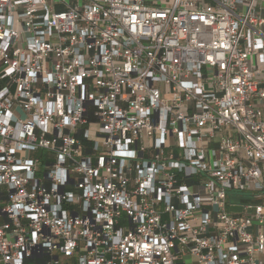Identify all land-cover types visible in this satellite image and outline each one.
<instances>
[{
  "label": "built area",
  "instance_id": "obj_1",
  "mask_svg": "<svg viewBox=\"0 0 264 264\" xmlns=\"http://www.w3.org/2000/svg\"><path fill=\"white\" fill-rule=\"evenodd\" d=\"M0 264H264V0H0Z\"/></svg>",
  "mask_w": 264,
  "mask_h": 264
},
{
  "label": "rangeland",
  "instance_id": "obj_2",
  "mask_svg": "<svg viewBox=\"0 0 264 264\" xmlns=\"http://www.w3.org/2000/svg\"><path fill=\"white\" fill-rule=\"evenodd\" d=\"M95 128L96 126L92 127V137H94ZM42 169L44 170V167ZM262 203V199H250L249 197L239 195H234L230 199V204L233 205H258Z\"/></svg>",
  "mask_w": 264,
  "mask_h": 264
}]
</instances>
